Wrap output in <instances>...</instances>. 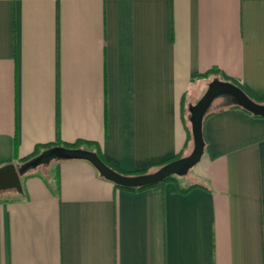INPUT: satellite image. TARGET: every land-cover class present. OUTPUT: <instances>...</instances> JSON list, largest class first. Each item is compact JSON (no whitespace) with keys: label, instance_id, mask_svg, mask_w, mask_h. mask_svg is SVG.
I'll return each mask as SVG.
<instances>
[{"label":"crops","instance_id":"1","mask_svg":"<svg viewBox=\"0 0 264 264\" xmlns=\"http://www.w3.org/2000/svg\"><path fill=\"white\" fill-rule=\"evenodd\" d=\"M211 69L264 98V0H0V167L77 140L125 172L188 155ZM232 104L191 178L128 190L83 159L23 176L0 193V264H264V117Z\"/></svg>","mask_w":264,"mask_h":264},{"label":"water","instance_id":"2","mask_svg":"<svg viewBox=\"0 0 264 264\" xmlns=\"http://www.w3.org/2000/svg\"><path fill=\"white\" fill-rule=\"evenodd\" d=\"M222 95L229 96L233 104L241 106L252 114L264 117V103L255 101L235 83L221 80L220 78H214L209 83L202 97L189 107L193 149L188 155L168 162L151 172L127 175L107 165L93 150L55 145L43 150L39 155L31 158L25 163H9L1 166L0 192L9 189H16L19 192H23L22 177L31 169L42 164H48L52 160H87L92 163L102 177L114 182L118 186L128 188L155 185L165 181L171 176L184 175L200 162L204 154V117L213 101Z\"/></svg>","mask_w":264,"mask_h":264},{"label":"trees","instance_id":"3","mask_svg":"<svg viewBox=\"0 0 264 264\" xmlns=\"http://www.w3.org/2000/svg\"><path fill=\"white\" fill-rule=\"evenodd\" d=\"M213 76H217L218 78H220L221 80H225V81H231L233 83H235L236 85L240 86L251 98H253L255 101L259 102V103H264V98H257L255 96H253L245 87H243L239 82L231 79L230 77H228L227 75L221 73L220 71H218L217 69H211L209 71H206L204 73H199L197 75L194 76V79H208V78H211ZM184 105V104H183ZM185 107V105H184ZM232 107H239L245 111H247L246 109L242 108L241 106L237 105V104H232ZM248 113L252 114L251 112L247 111ZM211 114V111H210V108L209 110L207 111V113L205 114V117H204V121L205 119ZM254 115V114H252ZM256 116V115H254ZM204 124V122H203ZM185 126H186V129H187V133H188V142L193 140V136H192V127H191V123H190V115L188 117L187 120H185ZM56 145H62V146H66V147H71V148H84V149H89V150H93L95 151L100 157L101 159L107 164L109 165L110 167H112L113 169H115L116 171L120 172V173H123V174H127V175H134V174H142V173H147V172H151V171H154L156 170L157 168H159L160 166L168 163V162H171L173 160H176L178 158H181L184 156V153L183 151L176 154L174 157L166 160V161H162L160 163H155L153 165H150L149 167L145 168V169H142L140 171H134V172H125V171H122L120 170L119 168H117L113 163H111L100 151L99 149V146L97 143L95 142H92V141H88V140H77L76 142L74 143H56ZM52 146H55V144H47V145H38L36 146V148L34 149V151L27 157L21 159L20 161V164L22 163H25L26 161L30 160L31 158L39 155L43 150L47 149V148H50ZM30 174V171L25 174L24 176H28ZM172 178L169 177L167 178L166 180ZM165 180V181H166ZM157 185V184H155ZM155 185H148V186H142V187H136V188H128V187H121V186H118L116 185L117 187H120V188H124V189H128V190H143L145 188H148V187H152V186H155ZM190 189V188H189ZM187 189V190H189Z\"/></svg>","mask_w":264,"mask_h":264},{"label":"rangeland","instance_id":"4","mask_svg":"<svg viewBox=\"0 0 264 264\" xmlns=\"http://www.w3.org/2000/svg\"><path fill=\"white\" fill-rule=\"evenodd\" d=\"M201 85L205 86L204 83H203V84L200 83V84L198 85L199 88H200ZM199 88H197V89H199ZM197 89H196V90H197ZM191 92L194 93V94H191V96H190V98H189V100H188V102H187L186 109H187L188 112H189V107H190V105L195 104V103L197 102L198 98H199L198 95L195 94V92H193V91H191ZM229 99H230V98H228V96H223V95L217 97V98L213 101L212 105L210 106V109H214V108H217V107H219V106H223V105L227 104ZM58 161H59V160H52V161H51L50 163H48V164H42V165H39V166H37V167L31 169V170H30V173H39V172H40V173H45V172H49V175H50V176H53V175L55 174V172H56V165H57ZM195 167H196V166H194V167L190 170V172H188L187 174H185V175H187L188 178L193 177V171H194ZM9 190H10V189H9ZM7 191H8V190H4V191H2V192H0V193H1V194H5V193H7Z\"/></svg>","mask_w":264,"mask_h":264}]
</instances>
